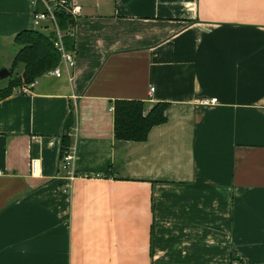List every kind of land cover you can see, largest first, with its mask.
I'll use <instances>...</instances> for the list:
<instances>
[{"label": "crops", "instance_id": "obj_1", "mask_svg": "<svg viewBox=\"0 0 264 264\" xmlns=\"http://www.w3.org/2000/svg\"><path fill=\"white\" fill-rule=\"evenodd\" d=\"M52 1L76 65L0 102V264H264V0ZM36 12L0 0V70ZM118 100L167 122L117 140Z\"/></svg>", "mask_w": 264, "mask_h": 264}, {"label": "trees", "instance_id": "obj_2", "mask_svg": "<svg viewBox=\"0 0 264 264\" xmlns=\"http://www.w3.org/2000/svg\"><path fill=\"white\" fill-rule=\"evenodd\" d=\"M57 22H64L68 30L73 31V16L65 11L55 12ZM65 42L69 50H74L75 39ZM55 35L47 28L20 32L14 39L19 51L9 69L11 77L15 69L23 66V74L18 79H11L6 89H0V102L20 90L33 84L38 78L53 71L60 63V55L54 47ZM167 103H158L145 115L144 103L141 101L118 100L114 102V132L117 140L126 142H146L151 130L167 122ZM75 109L72 108L62 140L61 159L72 147V128L75 124Z\"/></svg>", "mask_w": 264, "mask_h": 264}, {"label": "built area", "instance_id": "obj_3", "mask_svg": "<svg viewBox=\"0 0 264 264\" xmlns=\"http://www.w3.org/2000/svg\"><path fill=\"white\" fill-rule=\"evenodd\" d=\"M32 3L36 9L39 8L40 4H42L46 9V13H40V12L34 13V24L38 28H47L48 31L54 33L55 35L54 47L60 55V64L65 67V69L69 73L70 79H72V70L75 68L76 65V53L74 51L69 50L65 42L66 37L69 36L73 37L72 31L68 30L67 34H64L61 31L59 23L57 22L56 19L55 12L65 11L71 14L72 16H75L78 14L79 9L70 7L68 1L55 2L52 0H32ZM52 73L59 78L62 76V70L60 67H56L52 71ZM32 86L33 84L24 86L23 88L20 89V91L23 93H28ZM153 91L154 88L152 89V92ZM215 103H217V99H212L210 101L203 102V104L205 105H210ZM75 157H76L75 149L73 147H70L65 153L64 159L62 160L63 167L65 170L69 171L71 179H74L75 177V172L73 167ZM33 170H35L34 161H33Z\"/></svg>", "mask_w": 264, "mask_h": 264}, {"label": "rangeland", "instance_id": "obj_4", "mask_svg": "<svg viewBox=\"0 0 264 264\" xmlns=\"http://www.w3.org/2000/svg\"><path fill=\"white\" fill-rule=\"evenodd\" d=\"M60 29L64 34H67L68 28L64 22H60ZM67 39H72L71 36ZM11 68V67H10ZM23 74V66H20L18 69H15L14 74L7 79H0V89H6L11 81V79H18Z\"/></svg>", "mask_w": 264, "mask_h": 264}, {"label": "water", "instance_id": "obj_5", "mask_svg": "<svg viewBox=\"0 0 264 264\" xmlns=\"http://www.w3.org/2000/svg\"><path fill=\"white\" fill-rule=\"evenodd\" d=\"M39 12L40 13H46V9L44 8V6L42 4L39 5ZM69 23L72 24V28H74L75 21L71 20ZM10 75H11V72L8 69H1L0 70V79H7Z\"/></svg>", "mask_w": 264, "mask_h": 264}]
</instances>
